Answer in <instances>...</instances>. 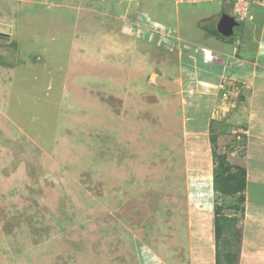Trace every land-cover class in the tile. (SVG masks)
<instances>
[{
	"label": "rangeland",
	"instance_id": "1",
	"mask_svg": "<svg viewBox=\"0 0 264 264\" xmlns=\"http://www.w3.org/2000/svg\"><path fill=\"white\" fill-rule=\"evenodd\" d=\"M247 8L205 93L174 66L232 0H0V264H212L215 206L238 218V264H264V158L246 159L260 86L237 72L264 0ZM176 11L197 39L161 24ZM211 134L244 193L213 191Z\"/></svg>",
	"mask_w": 264,
	"mask_h": 264
},
{
	"label": "crops",
	"instance_id": "2",
	"mask_svg": "<svg viewBox=\"0 0 264 264\" xmlns=\"http://www.w3.org/2000/svg\"><path fill=\"white\" fill-rule=\"evenodd\" d=\"M176 12L177 13L175 15V19L172 21V23H168L169 25H166V23H161V24H164L165 26H167L170 29H172V28L175 29L176 32H178L180 35H182V37H185L187 39H192V37H193V38L197 39L195 32H191V33H193V34H191L186 29L187 18H183L184 19L183 20L181 13L179 11H176ZM223 14H225V13H223ZM200 30L202 31L203 29H200ZM245 32L246 31L244 29V34H245ZM209 35L212 37V35L210 33H209ZM210 36L202 39V41L198 44L199 48L194 47L195 48L194 50L190 48V50L188 52L181 54V56L179 55V60L181 63L175 64V66H174L175 71L177 72V75H178L180 80H183V79L186 80V78L189 75L190 76L195 75V79H196L197 83L201 84L200 87H198V89L201 90L202 92L204 91L205 93H207L205 91V89L208 90V87L218 86L220 84L221 79H222L221 77H224L223 75L225 73H227L226 63H227V61L228 62L231 61V56H230L231 54H228V52H226V51L222 52V51H219L218 49H215L216 48L215 43L220 42L219 45L223 46L226 42L224 40L216 39L215 37L211 38ZM124 37H126V36H124ZM213 43H214V45H213ZM195 44H197V43H195ZM258 45H259L258 48L250 49V50L247 49L244 52L243 56L246 55V57L250 60L246 61V63H245L246 66L245 65L243 66L244 69L237 71V72L253 75L254 78L257 79V80H255V81H257L256 85L260 86V88L256 91L257 93L254 94L256 97L258 96L257 103L255 101V103H256L255 105H257L256 109L254 110L253 113H252V111H250V114L247 118V123H249V126H248V129H249V131H248L249 132V134H248L249 135L248 136L249 137V139H248L249 147H248V150L246 152V159L249 160L250 162H252L251 164H254V166H257L259 168V167H261L260 164L264 158V68H260L258 66V64H256V63L260 62V63L264 64V32L262 33V40H260ZM209 48H211L213 50V55L218 57V58H214V57L213 58L218 59V60H214V59L211 60V58H207V57H209L208 52H210V50H211ZM144 55L146 56L147 54H144ZM191 59H194L195 67L192 65L193 62H191ZM254 60L256 61V63L254 62ZM165 65H167V64H165ZM171 65H173V64H171ZM220 66H223L222 72L217 71V69H219ZM232 73H235V72H232ZM257 73H258V76H257ZM211 89H213V88H211ZM200 95H201L200 97L202 98V100L200 101L201 102L200 103V109H201L200 111L201 112H203V111L207 112L209 108L211 109V106H207L205 104L206 98H209V97L207 96V94L200 93ZM262 164H263V162H262ZM207 167L208 166H205L204 169H207ZM205 173H207L205 178H208L207 180L209 181L210 180V173H209L208 169L205 170ZM205 173L203 170H202V172H200L201 179H205L203 177V175ZM213 243H211L212 246H213ZM214 247H215V245H214ZM211 259H213L212 264H215V256H214V258L211 256ZM241 262H242V260H241ZM255 264H263V262L261 261V259H255Z\"/></svg>",
	"mask_w": 264,
	"mask_h": 264
},
{
	"label": "trees",
	"instance_id": "3",
	"mask_svg": "<svg viewBox=\"0 0 264 264\" xmlns=\"http://www.w3.org/2000/svg\"><path fill=\"white\" fill-rule=\"evenodd\" d=\"M241 25V24H240ZM213 36H223L217 34L215 30L210 32ZM233 39V38H232ZM215 121L210 122V132L214 130ZM211 151L213 158V191L225 196H236L242 194L246 188L245 170L238 173L229 171L230 166L226 163L225 156L217 153L216 137L211 134ZM240 200L245 201L241 196ZM242 211H244L242 209ZM214 243H215V264H238L241 253L242 233L238 228V218L220 213L218 206H215L214 216Z\"/></svg>",
	"mask_w": 264,
	"mask_h": 264
},
{
	"label": "water",
	"instance_id": "4",
	"mask_svg": "<svg viewBox=\"0 0 264 264\" xmlns=\"http://www.w3.org/2000/svg\"><path fill=\"white\" fill-rule=\"evenodd\" d=\"M239 25L234 16L223 14L217 24V30L224 38H231L235 34V28Z\"/></svg>",
	"mask_w": 264,
	"mask_h": 264
},
{
	"label": "built area",
	"instance_id": "5",
	"mask_svg": "<svg viewBox=\"0 0 264 264\" xmlns=\"http://www.w3.org/2000/svg\"><path fill=\"white\" fill-rule=\"evenodd\" d=\"M232 3L234 5V14L233 16L235 18H238V19H241V17H244L247 11V7H248V4H249V0H232ZM244 9L245 11L244 12H241V10ZM224 89V87H223ZM226 95V93L224 94Z\"/></svg>",
	"mask_w": 264,
	"mask_h": 264
},
{
	"label": "clouds",
	"instance_id": "6",
	"mask_svg": "<svg viewBox=\"0 0 264 264\" xmlns=\"http://www.w3.org/2000/svg\"><path fill=\"white\" fill-rule=\"evenodd\" d=\"M232 16V15H231ZM236 19V18H235ZM212 189H213V187H212Z\"/></svg>",
	"mask_w": 264,
	"mask_h": 264
},
{
	"label": "flooded vegetation",
	"instance_id": "7",
	"mask_svg": "<svg viewBox=\"0 0 264 264\" xmlns=\"http://www.w3.org/2000/svg\"><path fill=\"white\" fill-rule=\"evenodd\" d=\"M239 24H241V23L239 22Z\"/></svg>",
	"mask_w": 264,
	"mask_h": 264
}]
</instances>
